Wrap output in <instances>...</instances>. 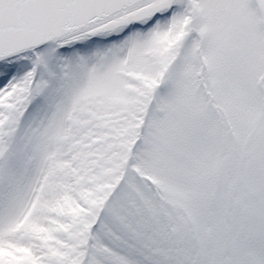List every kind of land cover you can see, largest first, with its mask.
<instances>
[{
	"label": "snow or ice",
	"instance_id": "6c2138e0",
	"mask_svg": "<svg viewBox=\"0 0 264 264\" xmlns=\"http://www.w3.org/2000/svg\"><path fill=\"white\" fill-rule=\"evenodd\" d=\"M0 264H264V0H0Z\"/></svg>",
	"mask_w": 264,
	"mask_h": 264
}]
</instances>
